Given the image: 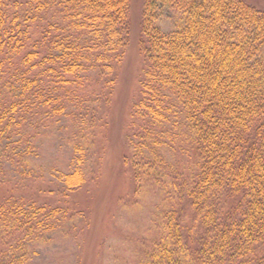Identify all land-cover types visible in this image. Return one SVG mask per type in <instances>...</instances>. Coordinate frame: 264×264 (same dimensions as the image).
<instances>
[{
    "label": "trees",
    "instance_id": "1",
    "mask_svg": "<svg viewBox=\"0 0 264 264\" xmlns=\"http://www.w3.org/2000/svg\"><path fill=\"white\" fill-rule=\"evenodd\" d=\"M130 3L0 0V168L29 175L36 126L57 121L72 168L48 193L69 202L87 187V147L108 125ZM168 8L169 31L159 23ZM142 33L123 163L134 194L151 184L168 204H157L139 264H264V12L244 0H146ZM170 152L188 165L167 167ZM1 173L0 264H15L68 210L2 194Z\"/></svg>",
    "mask_w": 264,
    "mask_h": 264
},
{
    "label": "rangeland",
    "instance_id": "2",
    "mask_svg": "<svg viewBox=\"0 0 264 264\" xmlns=\"http://www.w3.org/2000/svg\"><path fill=\"white\" fill-rule=\"evenodd\" d=\"M145 1L130 3L129 44L118 69L111 102L103 110L108 125L103 128L101 142L87 147L85 170L91 178L87 187L69 202L57 199V192L48 193L51 187L58 188L56 176L72 168L74 145L69 132L57 121L48 120L36 126L39 147L28 163L29 175L16 170L10 162L0 168L2 179L9 184L3 187L2 194L13 188L17 196L39 198L42 203L68 210L64 223L37 242L27 259L18 262L16 255L15 264H139L143 243L151 237V220L155 212L161 211L157 204H168L163 201L162 192L158 193L151 184L144 183L134 194L132 174L123 163V156L129 152L126 136L130 113L139 96V79L145 64L141 53ZM244 1L264 12V0ZM176 21L170 8L162 11V28L169 31ZM180 161L188 165L187 158L182 161L177 153L170 152L166 166L178 170ZM167 172L171 173L169 168Z\"/></svg>",
    "mask_w": 264,
    "mask_h": 264
}]
</instances>
